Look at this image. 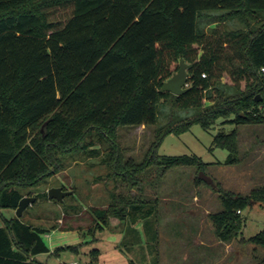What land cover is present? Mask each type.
<instances>
[{"label": "trees", "instance_id": "trees-1", "mask_svg": "<svg viewBox=\"0 0 264 264\" xmlns=\"http://www.w3.org/2000/svg\"><path fill=\"white\" fill-rule=\"evenodd\" d=\"M181 58L187 90H162ZM262 66L264 0H0V264H45L34 255L50 249L44 233L58 227L4 215L18 207L23 185L103 147L104 162L129 177V187L151 164L203 167L197 154L156 151L168 133L194 122L206 129L219 117L264 123ZM166 103L191 113L169 115L146 160L123 161L119 126L154 124ZM214 145L229 149L227 163L237 161L235 129L219 131ZM38 196L48 199L47 189ZM112 196L107 207L92 209L97 226L113 215L134 222L157 210ZM220 198L223 209L212 218L228 239L239 230V211L264 202V184L248 193L222 190ZM244 240L264 246V228Z\"/></svg>", "mask_w": 264, "mask_h": 264}, {"label": "rangeland", "instance_id": "rangeland-1", "mask_svg": "<svg viewBox=\"0 0 264 264\" xmlns=\"http://www.w3.org/2000/svg\"><path fill=\"white\" fill-rule=\"evenodd\" d=\"M176 110L171 103H166L154 124L119 126L117 138L123 161L130 158L140 163L150 157L157 134L168 125L169 115ZM177 111L179 118L191 113L186 109ZM234 129L238 159L227 163L229 149L214 145V137L221 130ZM106 153L103 147L98 155L68 159L64 168L42 182L21 187L25 195L37 197L24 211V220L45 226L84 225L82 231L56 228L46 234L52 248L40 258L48 264H66L74 254L64 247L68 244L109 247L116 240L133 256V264H257L264 256V246L244 240L264 228V202L255 201L239 211L242 217L239 230L228 239L222 238L212 218V214L223 209L222 190L248 193L264 184V123L238 124L219 117L209 129L194 122L188 130L170 132L156 153L197 154L204 160L203 167L179 164L165 168L151 164L146 172L137 175L139 184L132 187L126 186L131 182L129 177L114 174L113 166L104 162ZM200 170L209 173L221 191L201 180ZM60 185L74 190L63 202L38 196L42 189ZM113 191L148 205L156 204L157 210L134 222L113 215L110 223L97 226L98 219L94 218L92 209L105 208L112 203ZM3 213L16 215V209L4 208ZM95 237L103 238L102 242L99 244ZM56 250L60 254L55 253Z\"/></svg>", "mask_w": 264, "mask_h": 264}, {"label": "crops", "instance_id": "crops-1", "mask_svg": "<svg viewBox=\"0 0 264 264\" xmlns=\"http://www.w3.org/2000/svg\"><path fill=\"white\" fill-rule=\"evenodd\" d=\"M140 125H144V124H140ZM64 188H65V186H64ZM66 189H68V188H66ZM73 192H74V190H73ZM60 201H62V200H60ZM9 216H12V215H9ZM36 225H41V224H36ZM101 227H103V226H101ZM57 228L66 229V230H74V231H76V230L82 231L84 228V225H82V227H74V228L69 227V225H67L65 227H62V226L59 227V225H58ZM52 229H56V228H52ZM52 229L45 232L44 237ZM91 230H93V228H91ZM102 239L103 238L95 237V241L97 240V242L99 244L102 242ZM45 240H46V238H45ZM80 243H82V241ZM79 245L80 244L72 243V244H68L67 246H64V247H67L68 249L72 250L74 253L73 256H71L69 258V260H67L66 264H68L69 261H71L73 259H78L81 264H108V262H114V264H133V263H135L133 256L130 254H127L128 252H125V250L122 247V243H120V242L118 243L117 240L115 242H113L109 247L108 246L104 247V245H102V244L99 246H93V247L91 246L92 244H86V245L84 244L81 247ZM48 246L50 249L52 248V247H50V245H48ZM94 248L99 249L98 255L93 251ZM42 253L43 252L37 253L34 255V257L43 261L45 264L46 263L48 264V262H46L40 258V255ZM55 253L60 254L58 250H56Z\"/></svg>", "mask_w": 264, "mask_h": 264}, {"label": "water", "instance_id": "water-1", "mask_svg": "<svg viewBox=\"0 0 264 264\" xmlns=\"http://www.w3.org/2000/svg\"><path fill=\"white\" fill-rule=\"evenodd\" d=\"M187 67L188 63L185 61L184 58H181L180 68L171 77L164 81L161 89L172 91L175 94H181L185 92L188 88L187 84L189 79V72ZM259 97H261L260 94L257 95V99ZM199 177L204 179L207 183L211 184L212 186H217V183L215 182L214 178L205 170H200ZM47 191L50 198H57L59 200H63L66 195L73 193L72 189H66L62 185L52 186ZM36 200V196L24 195L20 199L19 205L16 208V215L19 217L22 216L25 209Z\"/></svg>", "mask_w": 264, "mask_h": 264}, {"label": "built area", "instance_id": "built-area-1", "mask_svg": "<svg viewBox=\"0 0 264 264\" xmlns=\"http://www.w3.org/2000/svg\"><path fill=\"white\" fill-rule=\"evenodd\" d=\"M262 71H264V66H262ZM203 75H206V73H203ZM68 264H81V263L78 259H73V260L69 261Z\"/></svg>", "mask_w": 264, "mask_h": 264}]
</instances>
